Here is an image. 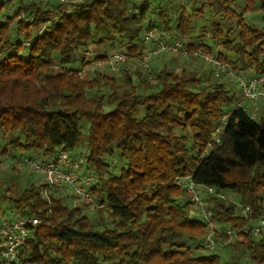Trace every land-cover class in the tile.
<instances>
[{
    "label": "trees",
    "instance_id": "1",
    "mask_svg": "<svg viewBox=\"0 0 264 264\" xmlns=\"http://www.w3.org/2000/svg\"><path fill=\"white\" fill-rule=\"evenodd\" d=\"M64 10L56 0H0V162L15 151L20 161L82 151L97 178L91 195L104 207L43 198L39 182L15 184L13 166L0 185V218L41 222L13 264H264V232L252 236L264 219V109L257 120L230 110L236 86L196 60L179 71L181 56L165 55L150 71L139 64L142 32L154 28L181 37L188 52L212 53L235 75L264 77V25L245 18L264 19V0H87ZM115 52L124 54L118 73L79 78ZM227 113L220 143L205 152ZM115 154L124 166L110 175ZM186 175L230 197L203 195L214 253L174 184Z\"/></svg>",
    "mask_w": 264,
    "mask_h": 264
},
{
    "label": "built area",
    "instance_id": "2",
    "mask_svg": "<svg viewBox=\"0 0 264 264\" xmlns=\"http://www.w3.org/2000/svg\"><path fill=\"white\" fill-rule=\"evenodd\" d=\"M38 1L47 3L53 0H28V2ZM58 4L65 7V13H69L71 6L79 5L87 0H56ZM136 13V11H135ZM142 39L145 49L140 56L139 64L142 69L150 71L151 65L165 55L181 56L191 58L211 68L212 77L220 83H233L236 86L235 109H242L250 118L255 119L258 115V105L264 104V77L247 78L242 75H235L225 63L216 60V57L207 51L195 48L188 52L184 49L185 41L174 34H169L157 29H144ZM86 60H89L93 53L85 52ZM123 52H115L107 55L102 60L87 63L79 72V78L83 79L90 75L99 73H118V64L122 62ZM250 105V107H249ZM230 115H223L219 123L211 132V143L205 152L212 149L214 145L220 143V136L226 118ZM87 157L84 152L71 154L66 150H59L48 159H38L35 157H24L20 162V167L26 169L39 178V195L43 198L51 197L63 199L72 207H88L90 209L101 208L90 190L94 188L97 178L86 171ZM174 184L183 191L189 198L192 209L199 219L206 225L205 248L208 253H214L216 246L212 241L213 228L215 224L209 219V210L203 195L227 199V195L214 192L211 188L200 187L191 180L190 175L178 176ZM37 218L13 215L11 218H0V264H13L17 258L20 248L33 241L31 229L40 225ZM264 232V219L260 218L252 229V236H257Z\"/></svg>",
    "mask_w": 264,
    "mask_h": 264
},
{
    "label": "rangeland",
    "instance_id": "3",
    "mask_svg": "<svg viewBox=\"0 0 264 264\" xmlns=\"http://www.w3.org/2000/svg\"><path fill=\"white\" fill-rule=\"evenodd\" d=\"M241 9V8H240ZM240 9H238V11H240ZM205 14H204V19H194V24H195V27H196V30L195 32L193 33L194 36H198L200 34L199 32V28L202 27L204 25V20H207L209 18L208 14L206 11H204ZM246 18V22L249 26H253V27H256L257 28H262L263 25H264V19H262L258 13H253V14H247L245 16ZM206 44L209 46V47H214L211 40L209 39H206ZM188 58H184V57H176L175 58V61L174 64H175V69L176 71H179L180 69L184 68V67H187L185 65L189 64L188 66L192 69H195L196 67L194 66V61L193 59H189V60H186ZM201 64V63H200ZM75 66H73V68H77V66H79L77 63L74 64ZM202 65V64H201ZM187 67V68H189ZM235 108V106L233 105L230 110H233ZM264 108H262L261 110H263ZM262 113H259L258 112V115L257 117L255 118V120H257L260 116H261ZM85 133V132H84ZM79 152H82V151H79ZM14 157H8L7 159H5L3 162H0V185H6L7 183H9L8 181L11 180V178L13 177V175L11 174V168L13 166H15L19 172L18 175H14V179H15V184L16 183H19L22 184V182H24L25 179H27L29 182H32V183H38L39 182V178L38 176H36L35 174H32L30 173L29 171H27L26 169L20 167V162L21 161L19 160V155L21 154L20 151H15L14 153ZM25 155V154H24ZM25 157V156H24ZM108 163L110 165V168H109V174L110 175H118L120 173V169L124 166L122 164V162L118 159L117 155L115 154L114 156H112V158H110L108 160ZM3 182V183H2ZM2 183V184H1ZM2 185V186H3ZM17 186V185H16ZM205 198L206 197H203V200L205 202ZM230 199V197H228ZM207 206V205H206ZM192 212H194V209L191 210ZM245 263V261H244Z\"/></svg>",
    "mask_w": 264,
    "mask_h": 264
},
{
    "label": "crops",
    "instance_id": "4",
    "mask_svg": "<svg viewBox=\"0 0 264 264\" xmlns=\"http://www.w3.org/2000/svg\"><path fill=\"white\" fill-rule=\"evenodd\" d=\"M249 107H250V105H249ZM262 108H264V104L263 103H260L258 105V107H257L259 113H260V111H261Z\"/></svg>",
    "mask_w": 264,
    "mask_h": 264
}]
</instances>
